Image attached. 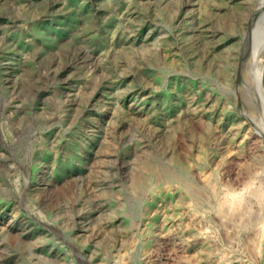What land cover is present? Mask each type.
I'll use <instances>...</instances> for the list:
<instances>
[{
	"label": "rangeland",
	"instance_id": "rangeland-1",
	"mask_svg": "<svg viewBox=\"0 0 264 264\" xmlns=\"http://www.w3.org/2000/svg\"><path fill=\"white\" fill-rule=\"evenodd\" d=\"M0 264H264V0H0Z\"/></svg>",
	"mask_w": 264,
	"mask_h": 264
},
{
	"label": "bare ground",
	"instance_id": "bare-ground-1",
	"mask_svg": "<svg viewBox=\"0 0 264 264\" xmlns=\"http://www.w3.org/2000/svg\"><path fill=\"white\" fill-rule=\"evenodd\" d=\"M204 4V3H203ZM3 6V5H2ZM241 6V5H240ZM8 7V6H7ZM215 8V7H214ZM6 9V8H5ZM240 9V8H238ZM6 11V10H5ZM136 24V23H135ZM215 35V34H214ZM75 40V39H74ZM76 43V42H75ZM129 48V47H128ZM132 48V47H131ZM126 49V48H125ZM102 52V51H101ZM114 56V55H113ZM107 59V58H106ZM101 64V63H100ZM165 79V78H164ZM93 87V86H92ZM91 88V87H90ZM89 90V89H88ZM94 91V90H93ZM82 92V91H81ZM89 93V92H88ZM80 94V93H79ZM77 95V94H76ZM75 95V96H76ZM88 95V94H87ZM86 96V95H85ZM79 97V96H78ZM84 97V96H83ZM71 98V97H70ZM70 100V99H69ZM88 101V100H87ZM79 102V101H78ZM76 106V105H75ZM81 108V107H80ZM83 110V109H82ZM120 114V113H119ZM121 115V114H120ZM116 118V116H115ZM118 118V117H117ZM144 118V117H143ZM145 119V118H144ZM120 120V119H118ZM124 121V120H123ZM144 121V120H143ZM117 122V121H116ZM119 122V121H118ZM128 122V121H127ZM145 122V121H144ZM129 125V124H128ZM127 125V126H128ZM150 170L152 171L151 177L148 181V185L150 186V188H153L154 186H156L157 184L161 183V182H166L167 181H173V180H179L181 182H183L188 188H190L191 190H193V194L197 197V199L199 200V202L201 203H209L211 205L216 206L217 202L215 201V194L213 192V190H208V189H204V190H199L196 189L193 186V182L191 181V179L184 173H176L173 170H169L166 169L165 167L161 166L159 163H150L147 165ZM144 180V177L142 178ZM212 189V188H211ZM214 189V187H213ZM262 193V192H261ZM253 196L257 199L260 198V191L257 190L255 192H253ZM261 196H263V194H261ZM222 203H218V210H221L222 208Z\"/></svg>",
	"mask_w": 264,
	"mask_h": 264
}]
</instances>
